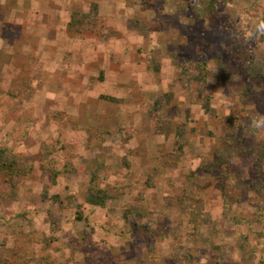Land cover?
I'll return each mask as SVG.
<instances>
[{
	"label": "rangeland",
	"instance_id": "374dc122",
	"mask_svg": "<svg viewBox=\"0 0 264 264\" xmlns=\"http://www.w3.org/2000/svg\"><path fill=\"white\" fill-rule=\"evenodd\" d=\"M263 17L264 0H0V147L31 165L14 200L0 175V264L31 231L48 241L28 264H264Z\"/></svg>",
	"mask_w": 264,
	"mask_h": 264
},
{
	"label": "trees",
	"instance_id": "16d2710c",
	"mask_svg": "<svg viewBox=\"0 0 264 264\" xmlns=\"http://www.w3.org/2000/svg\"><path fill=\"white\" fill-rule=\"evenodd\" d=\"M232 0H223V2H230ZM84 19H79L76 16H72L71 20L69 21V28L73 27L75 24L82 22ZM262 22L264 23V17L262 18ZM253 62H251V65ZM264 63L261 62L260 66H257L256 64H253V66L250 67V75L251 77H256L258 74H260L261 77L264 78ZM158 70V67L155 69ZM14 90L13 88H10L6 92H0V108L2 107H10L9 102L11 101L13 97ZM19 122L17 125V129L15 128L14 132L10 134V136H13V139L17 141H22L24 137L27 134V131H22L20 128H25L26 126V120H28V117L22 114L19 118ZM257 160L259 161L255 165V171L258 174V176H261V164L264 161V150H257ZM44 169H49L53 175V177H57L58 174L54 170V166L49 163L44 166ZM31 172V165L25 163V156L21 153H17L13 150V148L7 144H2L0 147V175H5V179L3 181L4 186L10 190L8 193V200H14L16 198L17 194V187L19 184L25 180L29 173ZM97 179L96 176L91 177L88 189L85 192V202L89 205L99 206V207H105L106 202L109 200L108 193L97 187ZM57 197V196H55ZM59 200V199H58ZM67 203H70V200H66ZM61 204L65 203L64 200H59ZM264 211V210H263ZM130 212V211H129ZM44 234L37 231H31L29 234L25 237L24 240H21L19 243H17L14 247L13 255L8 260L9 264H28L30 263V247L33 245V243H47L48 238H44ZM152 254L154 253V250H152ZM39 264H47L45 262H41ZM93 264H112V263H105L103 261L97 260L94 261Z\"/></svg>",
	"mask_w": 264,
	"mask_h": 264
}]
</instances>
